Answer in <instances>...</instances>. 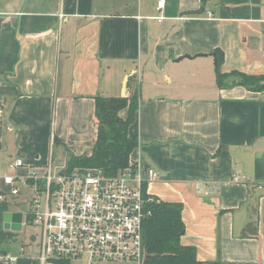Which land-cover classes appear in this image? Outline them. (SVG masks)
Masks as SVG:
<instances>
[{
    "label": "crops",
    "instance_id": "1",
    "mask_svg": "<svg viewBox=\"0 0 264 264\" xmlns=\"http://www.w3.org/2000/svg\"><path fill=\"white\" fill-rule=\"evenodd\" d=\"M154 16V0H0V176L16 159L41 173L52 144L89 156L95 97L133 73L131 159L157 173L149 194L182 204L181 244L201 264H264V91L219 89L211 56L264 75V0H166ZM19 250L38 264L29 239Z\"/></svg>",
    "mask_w": 264,
    "mask_h": 264
},
{
    "label": "built area",
    "instance_id": "2",
    "mask_svg": "<svg viewBox=\"0 0 264 264\" xmlns=\"http://www.w3.org/2000/svg\"><path fill=\"white\" fill-rule=\"evenodd\" d=\"M165 3L154 0L152 19L158 24L164 20ZM54 156L52 144L41 173L35 168L18 173L24 164L16 159L8 167L12 173L0 176V203L10 206L15 199L26 198L36 239L34 260L38 264H141L143 225L151 218L156 201L144 185L157 179V173L148 169L143 174L136 165L115 176H105L97 169L68 171L65 161L54 164ZM231 180L239 183L243 179L233 176ZM18 259L0 253V264H16Z\"/></svg>",
    "mask_w": 264,
    "mask_h": 264
},
{
    "label": "trees",
    "instance_id": "3",
    "mask_svg": "<svg viewBox=\"0 0 264 264\" xmlns=\"http://www.w3.org/2000/svg\"><path fill=\"white\" fill-rule=\"evenodd\" d=\"M216 84L219 89L240 86L250 92L264 91V75H246L232 71L221 73L223 53L214 50ZM132 76L128 80L129 90ZM94 118L97 125L96 139L89 156H67L66 169H97L105 176H115L125 169H132L135 163L131 154L137 147V140L128 136V128L135 122L138 110V93L135 91L127 98L95 97ZM122 110H127L125 119L119 117ZM54 145L59 141L54 139ZM146 185H144L145 190ZM7 204L0 203V243L8 239L11 233L2 227L3 215L7 213ZM182 204L164 202L156 199L152 205V216L143 225L142 239L146 258L141 264H201L196 258L194 247L182 245L181 233L184 231L182 221ZM19 264H32L19 259ZM34 264V263H33Z\"/></svg>",
    "mask_w": 264,
    "mask_h": 264
},
{
    "label": "rangeland",
    "instance_id": "4",
    "mask_svg": "<svg viewBox=\"0 0 264 264\" xmlns=\"http://www.w3.org/2000/svg\"><path fill=\"white\" fill-rule=\"evenodd\" d=\"M135 91H137L136 87L134 89V93ZM53 152L55 154L53 158L54 164L61 160L66 162L67 158L66 156H62L61 151L57 150L54 147ZM15 201H16L15 204L8 206L7 212H21L22 213L23 215L22 228L19 232H10L11 233L10 236L12 237L11 242L8 244L3 242V244H0V247L1 248L7 247L10 255L18 256V253L20 252L19 247L21 244L25 243L29 239L31 246L33 247L35 246L34 241L36 239L34 236H32L34 234V230L31 227L30 219L27 217V211L29 210V207L26 202V198L22 196V197H19L18 199H15ZM95 264H138V263L137 262H107V263L97 262Z\"/></svg>",
    "mask_w": 264,
    "mask_h": 264
},
{
    "label": "water",
    "instance_id": "5",
    "mask_svg": "<svg viewBox=\"0 0 264 264\" xmlns=\"http://www.w3.org/2000/svg\"><path fill=\"white\" fill-rule=\"evenodd\" d=\"M198 56H202V55H196V57ZM211 56L214 59V65L216 62V58H215V53L211 54ZM184 58L186 59H191L190 56H185ZM194 58V57H192ZM182 58H180L179 60H182ZM133 75V73H131L130 75H127L122 83V89H121V93H120V97L121 98H127L126 95V91H127V84H128V80L129 78ZM62 156H65V153L62 154ZM59 175H63L64 174V170L60 169L58 171ZM21 225H22V214L20 212H14V213H10L7 212L3 215V219H2V227L4 231H10V232H19L21 230ZM184 234V231L181 233V235ZM146 258V254H143V259Z\"/></svg>",
    "mask_w": 264,
    "mask_h": 264
}]
</instances>
